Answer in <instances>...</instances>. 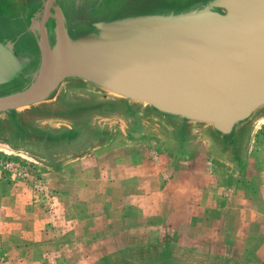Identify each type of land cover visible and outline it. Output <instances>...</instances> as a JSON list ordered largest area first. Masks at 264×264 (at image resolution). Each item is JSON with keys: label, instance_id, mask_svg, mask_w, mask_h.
Masks as SVG:
<instances>
[{"label": "water", "instance_id": "95a60500", "mask_svg": "<svg viewBox=\"0 0 264 264\" xmlns=\"http://www.w3.org/2000/svg\"><path fill=\"white\" fill-rule=\"evenodd\" d=\"M87 107L110 111L76 117ZM262 126L264 0H0L8 158L42 172L31 147L74 129L83 144H157L177 168L206 156L249 180Z\"/></svg>", "mask_w": 264, "mask_h": 264}, {"label": "rangeland", "instance_id": "374dc122", "mask_svg": "<svg viewBox=\"0 0 264 264\" xmlns=\"http://www.w3.org/2000/svg\"><path fill=\"white\" fill-rule=\"evenodd\" d=\"M89 109L76 117L110 111ZM66 131L31 147L42 172L0 153V264H264V126L249 180L206 156L177 168L157 144L114 153Z\"/></svg>", "mask_w": 264, "mask_h": 264}, {"label": "built area", "instance_id": "2783aa9c", "mask_svg": "<svg viewBox=\"0 0 264 264\" xmlns=\"http://www.w3.org/2000/svg\"><path fill=\"white\" fill-rule=\"evenodd\" d=\"M2 165H4V164L2 162H0V166H2ZM15 165L18 167H21L19 164L12 162V163H6L5 169H13V168H15Z\"/></svg>", "mask_w": 264, "mask_h": 264}]
</instances>
